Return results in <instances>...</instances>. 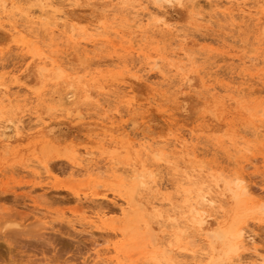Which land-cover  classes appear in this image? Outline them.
Listing matches in <instances>:
<instances>
[{
  "label": "rangeland",
  "instance_id": "374dc122",
  "mask_svg": "<svg viewBox=\"0 0 264 264\" xmlns=\"http://www.w3.org/2000/svg\"><path fill=\"white\" fill-rule=\"evenodd\" d=\"M56 1L65 21L49 32L40 0H0V89L18 96L0 98V264H243L246 247L224 256L209 236L230 228L264 255V0H240L251 17L162 0L140 50L131 19L155 0ZM93 164L120 169L71 174Z\"/></svg>",
  "mask_w": 264,
  "mask_h": 264
},
{
  "label": "bare ground",
  "instance_id": "6f19581e",
  "mask_svg": "<svg viewBox=\"0 0 264 264\" xmlns=\"http://www.w3.org/2000/svg\"><path fill=\"white\" fill-rule=\"evenodd\" d=\"M228 2H231V4L233 5H237L239 7H241V9H239V11L244 14V15H248L249 17H251V9L250 7L246 8L245 7V3L244 2H241L240 0H228ZM56 3L57 1L56 0H40V5H39V8H40V16H43L44 18H47V22L45 23V30L46 31H49V32H53L54 28H57L59 27L60 25H62V22L65 21L64 17H63V14L58 12V9L56 8ZM155 3L158 5L157 8L152 11L150 10H146L145 12L142 11V12H136L135 10V14L133 15V18L131 19V21L133 22V25L136 30L132 32V34L136 33V31H138V33L141 35L140 36V39L139 40H135L134 39V36L130 37L129 38V42L130 43H133L135 42L134 44H131L130 47H133L134 45H137L139 46L138 49L140 50L141 49V45H142V42L146 39V35L147 34H153L154 30H153V26H149L150 24H148L146 27L142 26L141 23L144 19V17H146V19H148L151 14L154 12L155 13H159V12H163L161 11L160 7L162 6V0H155ZM195 5V4H194ZM193 5V6H194ZM164 6V5H163ZM162 6V7H163ZM199 7V6H198ZM153 8V7H152ZM145 9V8H144ZM126 15V14H125ZM129 15V14H128ZM215 15V14H214ZM132 17V16H131ZM129 18V16H128ZM209 18H211V16H209ZM258 18V17H256ZM255 18V19H256ZM257 20V19H256ZM130 21V19H129ZM257 21H260L259 19ZM259 23V22H258ZM257 23V24H258ZM260 25V24H259ZM131 26V25H129ZM161 26V30H159L160 32L164 31V30H167V31H170L171 29L169 28V26L163 22ZM261 26V25H260ZM144 27V28H143ZM29 27L25 26L21 29H18L17 31H25L26 29H28ZM98 28V27H97ZM96 28V29H97ZM259 28V27H258ZM13 29H17L16 26H13ZM99 29V28H98ZM104 33V32H103ZM158 34V33H157ZM178 35V34H177ZM184 35V34H183ZM156 36V35H155ZM117 37V36H116ZM102 38V34L100 32H97L95 31L94 34H92V37L90 39V41L92 42H99L100 39ZM138 39V38H137ZM114 41H117L114 39ZM159 42H160V39H159ZM118 43V42H117ZM88 45V44H87ZM96 45V44H95ZM99 45V44H98ZM103 45V44H102ZM79 48V47H78ZM95 48H97L95 46ZM100 48V47H99ZM99 50V49H98ZM93 53V52H92ZM60 55V54H59ZM173 55V54H172ZM82 56V55H80ZM82 58L81 60H84L83 59V56L80 57ZM119 60V59H118ZM122 60V59H121ZM156 60V59H155ZM156 65V64H155ZM42 69H44L42 67ZM58 70V69H57ZM61 70V69H59ZM186 82V81H185ZM186 84V83H185ZM70 91V90H69ZM73 93V92H72ZM240 93V92H239ZM243 94V93H242ZM0 95H1V99L2 100H7V101H11L12 99L11 98H14L16 99L18 96L15 95V94H8L7 91H6V88L4 89H0ZM73 94H71V92L69 93H65L63 95V97H59V105L60 106H64V107H67V106H70V107H67V108H64V110L66 112H73L72 110H74L73 108H71V105L73 104ZM72 109V110H71ZM76 109V108H75ZM78 109V108H77ZM77 112V110H76ZM263 113V112H262ZM73 114V113H71ZM70 114V115H71ZM264 114V113H263ZM76 115V114H75ZM79 115V114H78ZM67 116V115H66ZM74 116V115H72ZM18 123H20V121H18ZM19 125L16 127L18 128ZM257 131V130H256ZM259 133V132H258ZM260 134V133H259ZM0 136L1 137H7V138H11L10 135H6L4 133V130L3 128H1L0 126ZM124 137V136H123ZM143 139V138H142ZM145 140V139H144ZM238 141V140H237ZM10 142V141H9ZM7 143V141H6ZM147 148V147H146ZM246 148V147H245ZM87 156H90L88 158H91V153H88L86 152L85 153V157H84V160L87 159ZM90 161V159H88V162ZM84 169V173H82L81 171L79 170H75V171H72L71 174H75V175H80V174H87V175H96L97 177H101L103 176L104 174L108 173L109 170L111 171V177L114 176L118 170L119 172V169L120 168H113V167H110L109 169L107 168H104V169H101V167L97 166L96 164H93V165H89L88 167H85L83 168ZM157 171V170H156ZM134 169H122V173H125L127 175H132L134 174ZM158 172V171H157ZM234 173V172H233ZM139 174V172H138ZM126 175V176H127ZM151 176L154 174H150ZM237 175V174H236ZM143 176V175H142ZM152 176V177H153ZM156 176V175H155ZM92 177V176H91ZM134 177V176H133ZM136 177V176H135ZM244 177H246L244 175ZM138 177H136V180H137V184H144V181L143 180H139V178L137 179ZM93 179V178H92ZM135 180V181H136ZM139 180V181H138ZM235 180V181H234ZM233 180L234 182V187H230L229 183L226 184V188L225 190H229L231 191L232 193V197L235 199L236 203L239 204L242 202V197L245 196L246 194L249 193V188H247L246 184H244L245 180L244 178L240 175H237L235 177V179ZM156 181V180H155ZM157 182V181H156ZM158 184V183H157ZM163 184V183H162ZM250 187V186H249ZM98 188V187H96ZM137 186L135 187V191L137 190L136 189ZM161 188V187H160ZM163 188V187H162ZM251 188V187H250ZM98 190V189H97ZM201 190V189H200ZM136 193V192H134ZM135 196V195H134ZM133 195H130V200H131V203H133V198H134ZM82 198H85V197H78L77 200H81ZM198 198H199V202L198 203H201L202 206H209L210 208H216V203H217V200L213 199L211 196L207 195V193H199L198 195ZM199 206V204L197 205ZM140 207V206H139ZM200 207V206H199ZM195 210H197V208H195ZM264 212V210H262ZM195 216V220L194 222L197 223V226L199 227V229H203V226L204 224L207 222L206 221V210L205 209H202L201 211H198L195 212L194 214ZM208 216H211L210 214H208ZM7 225H11V224H7ZM13 226V225H12ZM7 227V226H6ZM11 227V226H9ZM210 237H217L219 238L221 241H222V244H223V255L224 256H227L228 254L230 253H234V252H237L241 247H246L247 250H249L250 252V256L251 258L250 259H247L246 256L245 258L242 256L240 258H238V261L240 263H249V264H261L264 262V255L259 251L260 249H258V247L256 246V238L254 237L253 234H250L248 232H243L242 228L241 229H228L226 231H222V232H216L214 234H210L209 235ZM208 236V237H209ZM152 238V237H151ZM151 238H150V241H151ZM154 238V237H153ZM153 240V239H152ZM153 242V241H152ZM151 242V243H152ZM158 246V245H157ZM216 249V248H215ZM241 255V254H240ZM222 257V256H221ZM249 258V257H248ZM237 259V258H236Z\"/></svg>",
  "mask_w": 264,
  "mask_h": 264
}]
</instances>
